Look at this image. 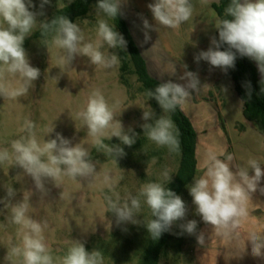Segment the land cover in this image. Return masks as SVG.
I'll return each mask as SVG.
<instances>
[{"label":"clouds","instance_id":"9594fccd","mask_svg":"<svg viewBox=\"0 0 264 264\" xmlns=\"http://www.w3.org/2000/svg\"><path fill=\"white\" fill-rule=\"evenodd\" d=\"M49 2L40 0L41 10ZM123 2L97 0L95 39H87L79 24L65 15H56L50 21H38L37 16L44 13L30 10L35 7L33 0H0V97L15 100L26 96L40 78V69L31 65L23 46L25 39L33 35L37 28L43 38L42 45H52L61 50L57 56L58 68L72 66L78 56L87 57L90 64L104 69L118 65V54L106 53L102 49L105 46L108 49L127 48L124 36L109 23L122 15ZM202 3H207V0H202ZM147 7L155 24L173 30L188 22L194 10L191 0H154ZM141 19L146 43L151 38L149 33L153 25L147 18L141 16ZM215 29L218 39L211 37L208 49L194 56L195 62L206 61L211 67L220 68L226 73L235 67L238 54L255 61L261 74L260 84L264 85V0H230L224 8V18L216 22ZM184 67L187 69V65ZM179 79L185 83L168 80L146 92L148 100L154 99L163 114L157 115L150 106L142 113L143 135L158 147H166L170 153H179L180 141L179 130L169 114L185 106L192 93L201 86L197 73L192 71L185 70ZM248 89L251 96L250 83ZM76 116L87 128L96 149L113 157L116 163L118 158L126 155L121 145L131 147L137 141L138 134L131 128L125 130L117 119L116 105L110 106L98 88L92 90L86 105ZM53 131L54 127L49 128L46 136ZM18 132L19 137L13 139L9 147L0 148V165L8 164L22 169L31 177L41 197L49 192L47 181L56 182L55 186L59 187V182L65 177L76 180L94 177L97 173V164L88 149L79 143L72 145L62 134L56 133L55 138L41 141L37 134L38 126L29 118L24 119ZM113 137L120 144L105 143V140L111 141ZM234 160L230 153H208L203 174L194 178L188 187L196 214L222 235L236 233L242 221L248 217L247 202L264 178L262 164L256 158H249L247 166L235 164ZM233 166L235 171L232 170ZM160 176V181L147 182L138 193H128L122 199L115 191L117 181L108 171L104 172L103 182L108 192L103 199L107 212L113 214L118 226L129 223L143 225L149 237L158 240L163 233L171 231L178 221L185 219L188 211L185 201L164 186L165 182H171L172 175L165 169ZM5 189L6 195L0 198V204L8 211L5 217L7 223L16 226L17 238L15 242L12 239L7 241L5 264H105L101 250L94 248L88 251L79 240L74 241L62 257L54 258L44 235L48 228L47 221H39L29 215L31 197L25 195L13 203L16 190L12 186ZM260 191L264 193V188H260ZM145 206L151 218L142 221L139 215ZM178 227L181 233L196 235L200 246L206 244L205 233L201 231L197 234L196 220L180 223ZM246 241L251 245V255L264 259V228L251 230Z\"/></svg>","mask_w":264,"mask_h":264},{"label":"rangeland","instance_id":"374dc122","mask_svg":"<svg viewBox=\"0 0 264 264\" xmlns=\"http://www.w3.org/2000/svg\"><path fill=\"white\" fill-rule=\"evenodd\" d=\"M71 1L50 0L41 10L40 0H33L35 7L30 10L37 13L43 11L44 15L37 16L38 21L48 20L56 9L62 8ZM153 2L154 0H124L122 14L130 18L135 13L147 18L156 26L147 7ZM216 2L218 0H207V3H202V0H191L194 9L192 18L179 29H175L176 32L170 30L169 41L172 51L169 55L176 62L181 59L183 66L187 65L189 71L197 73L200 82L205 80L203 78L205 75L208 76L206 79L208 85L214 86L217 90L221 87L222 90L224 89V96L223 94L218 96V104L223 108L225 103H229L233 108V114L226 113V119L232 132L235 164L247 166L248 159L254 158V132L257 129L242 119V103L234 90L232 80L225 79L223 74L225 72L220 68L211 67L206 61L201 60L196 63L194 60L196 54L208 49L211 37H216L215 24L218 18L211 8V4ZM96 20V12L93 8L87 18L76 22L87 39H95ZM109 23L112 24V20ZM158 28L162 33L164 32L159 24ZM37 30L39 28L34 33ZM33 35L25 39L23 46L31 65L40 69L41 76L34 82L35 87L26 96L15 100H4L0 97V148L9 147L10 142L19 137V127L25 118H29L38 126L37 134L41 141L44 138L45 140L55 138V134L60 133L68 138L72 145L79 143L86 147L97 164V173L94 177L76 180L65 177L59 182V187L55 186L56 182L47 181L46 187L49 192L41 197L36 192L31 177L22 169L8 164L0 165V198L5 197V188L8 186H12L17 193L13 203L25 195L31 197L29 215L36 220L47 221L48 228L44 235L54 258L62 257L71 244L79 240L84 243L88 251L94 248L101 250L105 264H141L149 243L148 232L143 225L116 224L113 214L107 212L103 199L104 194L108 192L103 182V174L108 171L117 181L115 191L123 199L128 193L133 195L138 193L141 186L147 182L160 181V174L165 169L172 175V180L179 166L178 154L170 153L166 147H158L143 135L142 113L151 105L139 92L140 84L136 76L128 77L132 86L129 91L120 81V63L111 69H104L90 64L87 57L78 56L72 66L58 68L57 56L61 54V50L52 45H42V39H35ZM155 46L158 50L162 49V44L158 40ZM102 50L106 53H116L115 49H108L107 46ZM164 57L167 58L166 53ZM163 63L162 75L166 82L172 80L171 73L176 71L179 65L178 63L172 65V62L165 60ZM154 70L156 71V68ZM96 88L102 91L110 106L116 105L117 119L122 122L125 130L133 129L138 134L137 139L146 138L138 148L121 145L126 155L118 158L117 163L102 150L92 156L96 147L92 143V138L88 136L87 128L76 116L86 105L89 94ZM152 109L155 112V109ZM161 114H163L162 110L157 115ZM242 122L249 130L246 137L240 133L239 127ZM52 127H54L53 133L46 136L47 130ZM199 138L198 168L202 175L208 153L231 154V149L227 150L228 145L224 139L207 141L205 134L200 135ZM114 139L117 138L113 137L112 140ZM107 142L109 141L105 140V143ZM181 198L185 201L188 211L185 219L178 221L172 227L173 243L176 245L162 258L160 264H192L189 251L195 235L181 233L178 225L201 217L195 212L189 190L188 194ZM7 215L8 211L4 210L3 204H0V264H5L7 241L12 239L15 242L17 239L16 226L7 223L5 219ZM139 218L142 221L151 218L146 206L142 209Z\"/></svg>","mask_w":264,"mask_h":264},{"label":"trees","instance_id":"16d2710c","mask_svg":"<svg viewBox=\"0 0 264 264\" xmlns=\"http://www.w3.org/2000/svg\"><path fill=\"white\" fill-rule=\"evenodd\" d=\"M229 2L230 0H218V2L211 5L218 20L224 18V8ZM96 3L97 0H72L62 8L56 9L48 18V21L56 15H65L72 22L81 21L89 16L90 11L95 8ZM112 25L116 27V30L127 41L126 50L115 49L120 63V81L130 91L132 86L128 77L136 76L137 82L140 84L138 90L148 100L146 96L147 90H154L161 81L149 73L147 62L123 16L118 15L116 19H113ZM33 37L35 39H43L39 30L34 33ZM216 38L218 39L217 30ZM224 48H226V45ZM224 48L221 50H224ZM226 76L232 80L234 90L242 103L243 119L253 124L260 135L264 137V87L260 84L261 77L257 65L253 60L247 57H240L237 54L235 67L228 69ZM249 83L251 85V96L248 94ZM148 101L158 114L161 111L158 103L154 99H149ZM169 115L179 130L180 151L176 153L179 157V166L171 182L166 183L164 186L169 187L177 195L183 197L188 194V187L192 184L194 178L200 176L197 159L198 133L191 119L182 108H177L175 112ZM220 120L223 130L226 132L224 119L221 118ZM239 128L241 131L244 129L243 125H240ZM144 141H146V138L141 137L131 147L133 149L141 147ZM119 142L118 139H114L107 143L117 144ZM97 151L95 149L92 156H95ZM173 242L171 231L163 233L158 240H153L149 237V243L141 264H160L162 258L174 246Z\"/></svg>","mask_w":264,"mask_h":264},{"label":"crops","instance_id":"0c3cea01","mask_svg":"<svg viewBox=\"0 0 264 264\" xmlns=\"http://www.w3.org/2000/svg\"><path fill=\"white\" fill-rule=\"evenodd\" d=\"M122 16L126 20L133 34V37L147 62L148 70L151 76L160 80L161 82H164L165 79H163V75H162L163 74L162 69L164 68L163 62L164 60L170 61L172 62V65H174L175 63H178L179 65V68L176 71H172L171 73L172 80L176 83H185V81L180 80L179 77L183 75L185 70L189 71V69H185V67L181 63L182 61L181 59L179 62L178 61L176 62L169 55L170 51H172V46L169 41V37L171 35L170 34L171 29L159 25V27L160 26L163 27L164 32L162 33L161 29L158 28V24H155L156 26L153 25V30L149 33L151 38L145 43L144 30L142 26L141 17L135 13H133L130 18H127L123 14ZM149 23L152 24L151 22ZM174 31L175 30H173V32ZM157 40L160 41V43L162 44L161 50H158L155 46L157 44ZM165 53L167 55V58L164 57ZM154 68H156V71L154 70ZM223 74L225 75V79L228 78L226 76V73ZM203 78H205V80L200 82L201 84L200 88L192 93L186 105L182 107V110L191 119L198 133V143L200 139L199 136L202 134H205L207 141H212L215 139L216 140L224 139L228 145L227 150L231 149V154L233 155L232 151L234 150V144L231 135L232 132L230 131L229 128V122L226 119V113L227 115H232L233 108L230 107L229 103L227 104L225 103V106L223 108L219 107L218 96L222 94L224 96L225 94L224 89L222 90L221 87L218 88L217 90V88L208 85V83L206 82L208 76L206 77L205 75H203ZM241 117L243 119L242 107H241ZM221 118L224 119L226 132L223 130L221 126V120H220ZM242 125L244 129L240 133L241 135L246 137L247 134H249V130L247 126L243 124V122ZM254 134H255L254 135L255 154L253 156L254 158L260 161V163L262 164L261 168L262 170H264V137L260 135V133L257 130L254 132ZM256 149H258V151ZM197 159H198V146H197ZM232 170L235 171L234 166ZM199 171L201 174L200 169ZM250 174H252L251 171ZM260 188H264V178H262L257 188V191L251 193V196L247 202L249 215L244 221H242L240 227L236 230V233L232 235L218 234L214 229L211 228L210 225L205 224L201 218L196 220L197 234L201 231L205 233L206 244L204 246H200L197 243L196 235L194 236L193 243L191 244L189 251L191 254L192 264H264V259L256 258L251 255V245L246 241L248 233L251 230L264 228V193L260 191ZM190 199L192 201V198ZM171 234H172V229H171ZM178 244L180 243H177V245ZM244 244H245V248H244Z\"/></svg>","mask_w":264,"mask_h":264}]
</instances>
